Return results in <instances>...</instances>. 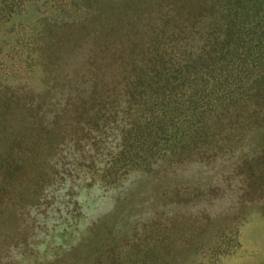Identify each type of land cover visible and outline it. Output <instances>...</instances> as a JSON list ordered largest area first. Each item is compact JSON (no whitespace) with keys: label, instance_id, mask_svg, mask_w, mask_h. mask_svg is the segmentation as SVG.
<instances>
[{"label":"trees","instance_id":"obj_1","mask_svg":"<svg viewBox=\"0 0 264 264\" xmlns=\"http://www.w3.org/2000/svg\"><path fill=\"white\" fill-rule=\"evenodd\" d=\"M5 57L0 264H136L147 201L199 234L225 181L264 189L236 135L264 119V0H0Z\"/></svg>","mask_w":264,"mask_h":264},{"label":"rangeland","instance_id":"obj_2","mask_svg":"<svg viewBox=\"0 0 264 264\" xmlns=\"http://www.w3.org/2000/svg\"><path fill=\"white\" fill-rule=\"evenodd\" d=\"M8 59H0L6 62H0V72L26 76L24 68ZM236 129V135L247 140L242 149L238 148L239 153L256 151L264 144V119L246 122ZM244 176L229 178L231 187L230 183L226 187L225 181L221 193L201 211L193 208L200 226L199 234H194L185 223L172 228V233L168 232V221L163 219L155 223L151 202L144 201L142 216L145 218L141 222L138 220L141 232L135 235L132 229L127 242L130 251L143 250L137 256L132 252L138 261L136 264H160L156 259L163 257L168 264H264V189L258 180L250 182ZM164 229L167 236H162ZM175 231L179 233L173 234ZM160 240L168 242L170 247L164 246L155 259L153 248H162ZM148 249L153 256L148 254Z\"/></svg>","mask_w":264,"mask_h":264}]
</instances>
